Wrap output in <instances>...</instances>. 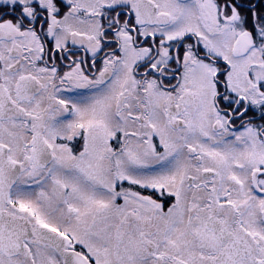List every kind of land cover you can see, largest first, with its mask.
Instances as JSON below:
<instances>
[{
    "label": "snow or ice",
    "instance_id": "snow-or-ice-1",
    "mask_svg": "<svg viewBox=\"0 0 264 264\" xmlns=\"http://www.w3.org/2000/svg\"><path fill=\"white\" fill-rule=\"evenodd\" d=\"M0 264H264V0H0Z\"/></svg>",
    "mask_w": 264,
    "mask_h": 264
}]
</instances>
